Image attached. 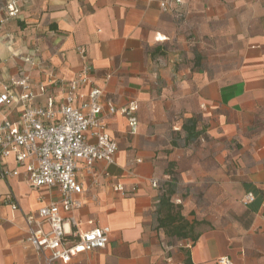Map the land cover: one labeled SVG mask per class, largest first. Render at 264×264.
Listing matches in <instances>:
<instances>
[{
  "label": "crops",
  "instance_id": "1",
  "mask_svg": "<svg viewBox=\"0 0 264 264\" xmlns=\"http://www.w3.org/2000/svg\"><path fill=\"white\" fill-rule=\"evenodd\" d=\"M8 1L0 0V83L24 70L34 103L44 104L63 94L53 81L87 64L105 104L138 106L135 134L120 113L106 118L115 161L81 171L84 206L66 214L79 232L108 227L109 242L67 264H264V0H28L15 18ZM22 110L12 102L0 120ZM5 165L18 168L13 157ZM18 169L0 179V264H45L27 242L26 218L61 195L32 188ZM162 182L201 187L202 207L178 199L188 220L202 222L195 242L158 228ZM115 184L136 191L122 196Z\"/></svg>",
  "mask_w": 264,
  "mask_h": 264
},
{
  "label": "built area",
  "instance_id": "2",
  "mask_svg": "<svg viewBox=\"0 0 264 264\" xmlns=\"http://www.w3.org/2000/svg\"><path fill=\"white\" fill-rule=\"evenodd\" d=\"M28 0H9L6 6L8 16L15 18L21 3ZM179 2V0H176ZM164 12L171 10L168 1L159 2ZM80 53H84L80 49ZM30 62L29 58L25 59ZM19 79L1 82L0 110L12 102H21L22 113L15 120L4 116L0 120V179L8 180L19 175V169L26 173V181L34 189L57 188L60 202H51L41 207L36 216H28L27 242L36 250L45 264L69 263L81 253L106 248L109 242L108 227H94L86 232L73 230L78 221L67 216L84 206V187L81 171L93 175L97 163L112 164L119 149L109 132L106 118L120 113L128 120L130 133L135 134L138 119L134 103L117 108L105 104L104 88L95 85L93 68L83 65L79 73L68 81H53L63 89L60 98L48 96L44 104L34 103L37 94L30 75L20 70ZM21 88L22 95L15 96L14 89ZM44 89V88H42ZM85 90V91H84ZM13 157L18 168L9 169L5 160ZM140 162V161H139ZM159 187L158 181H153ZM112 189L122 196L136 191L127 190L121 184ZM2 195L0 194V198ZM248 200H253L252 194ZM5 202L13 209L18 202L13 195H5ZM69 226V230H66ZM218 264H233L227 258H220Z\"/></svg>",
  "mask_w": 264,
  "mask_h": 264
},
{
  "label": "trees",
  "instance_id": "3",
  "mask_svg": "<svg viewBox=\"0 0 264 264\" xmlns=\"http://www.w3.org/2000/svg\"><path fill=\"white\" fill-rule=\"evenodd\" d=\"M174 184L168 186L166 191L162 193L158 202V228L162 229L165 234L179 240L188 239L195 242L200 232L198 227L202 222L198 220L190 221L183 214L181 204H174L172 197L174 196ZM188 264H192L190 257Z\"/></svg>",
  "mask_w": 264,
  "mask_h": 264
},
{
  "label": "rangeland",
  "instance_id": "4",
  "mask_svg": "<svg viewBox=\"0 0 264 264\" xmlns=\"http://www.w3.org/2000/svg\"><path fill=\"white\" fill-rule=\"evenodd\" d=\"M168 181L170 179H167ZM171 181V180H170ZM180 181V180H179ZM166 182H162V187L164 189L163 193L168 188V184H165ZM205 185H203L204 187ZM176 194L172 197V201L174 204H181L179 202V198H182L183 201H187L191 199V202H193L195 205H198L199 207L203 206V202L205 201V195L201 192V187H195V185H183V184H176L175 187Z\"/></svg>",
  "mask_w": 264,
  "mask_h": 264
}]
</instances>
